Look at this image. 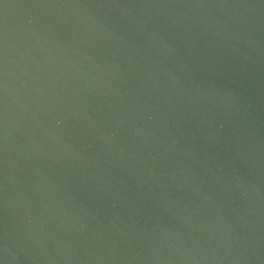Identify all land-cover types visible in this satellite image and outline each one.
Returning <instances> with one entry per match:
<instances>
[{"label":"water","instance_id":"95a60500","mask_svg":"<svg viewBox=\"0 0 264 264\" xmlns=\"http://www.w3.org/2000/svg\"><path fill=\"white\" fill-rule=\"evenodd\" d=\"M0 264H264V0H0Z\"/></svg>","mask_w":264,"mask_h":264}]
</instances>
